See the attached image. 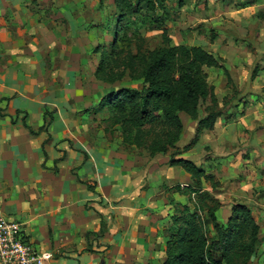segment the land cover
Segmentation results:
<instances>
[{"label": "crops", "instance_id": "1", "mask_svg": "<svg viewBox=\"0 0 264 264\" xmlns=\"http://www.w3.org/2000/svg\"><path fill=\"white\" fill-rule=\"evenodd\" d=\"M92 5L0 0V213L21 224L36 250L51 254L45 264H161L171 216L178 205H190L176 187L192 181L181 167L168 165L169 154L124 149L122 137L110 134L119 127L108 129L107 117L96 120L106 112L98 105L109 88L94 77L102 12L92 21ZM259 32L263 36V25ZM258 122L250 119L247 128ZM230 126L219 121L210 139L205 130L200 134L207 157H196L193 147L176 158L192 161L220 185L242 176L239 188L227 182L222 194L212 192L222 200L216 217L225 223L233 204H244L261 233L264 126L251 135L244 160L232 150L237 143ZM219 127L224 130L216 133ZM235 190L245 199L225 201Z\"/></svg>", "mask_w": 264, "mask_h": 264}, {"label": "trees", "instance_id": "2", "mask_svg": "<svg viewBox=\"0 0 264 264\" xmlns=\"http://www.w3.org/2000/svg\"><path fill=\"white\" fill-rule=\"evenodd\" d=\"M163 2L113 0V13L108 18L113 26L112 41L109 46L98 43L94 47L98 55L94 77L110 85L122 79L126 70L137 67L143 85L140 89L124 86L108 90L98 107L108 113V128L119 127L124 144L143 147L152 157L168 153V165L181 167L191 178L192 185L176 187L188 196L190 205H178L171 216L172 229L165 237V259L161 264H248L260 247V227L251 209L233 204L227 221H219L216 211L220 203L212 192L220 183L192 161L176 158L191 150L200 134L212 129L222 116L205 71L222 68L221 59L202 46L171 45L167 27L159 17L154 20L162 30V48L142 51L136 47L133 52L138 32L132 38L123 27L143 8L155 9L156 3L162 8ZM206 99L211 105L200 117L199 107ZM181 113L195 121L196 127L190 141L179 148L176 144L184 130ZM156 127L166 131L165 138L154 134ZM206 183L210 184L208 189H204Z\"/></svg>", "mask_w": 264, "mask_h": 264}, {"label": "rangeland", "instance_id": "3", "mask_svg": "<svg viewBox=\"0 0 264 264\" xmlns=\"http://www.w3.org/2000/svg\"><path fill=\"white\" fill-rule=\"evenodd\" d=\"M93 1L95 6L92 5V21L94 17L98 20L97 13L102 12L101 21L95 27L98 29L99 43L109 46L112 41L110 35L113 26L108 24V18L113 13V4H108V0ZM179 1L164 0L162 8L159 3L155 4V9L143 8L134 15L131 22L123 24V27H126L127 33L132 38L138 32L139 36L133 45V52L137 49L136 47H139L142 51L164 47L162 30L158 27V22L154 20L159 17L167 27V36L171 45L202 46L216 57H219L223 65L222 68H205L207 82L213 88L218 108L222 111V116L215 123L225 121L231 124L232 137L235 138L237 143H235L236 146L232 150L244 160L249 155L248 145L251 141L250 138L252 139L251 135H257L259 129L264 126V121L259 123L255 117L259 116V120H264V66L261 57L264 56V33L263 36L259 35L260 26H264V6L262 5L264 0H184L182 6H179ZM257 2L261 3L257 4ZM248 4H255V7L251 10L245 9ZM94 12L96 16H94ZM98 22L96 21V23ZM117 71L119 73L121 69ZM104 85L112 91L124 86L140 89L143 80L139 79V70L136 67L126 70L124 77L115 83ZM258 103L262 107L257 109L250 107ZM210 105L209 99L201 102L199 107L200 117L206 114ZM104 117H108L107 112L98 114L96 120L99 122ZM180 117L184 130L176 144L177 146L187 144L194 136L193 131L196 127V122L190 120L184 113H181ZM250 119L251 122L255 120L259 123L256 124L253 130L247 128ZM212 129L205 130V133L209 136L206 138H211L210 132H212ZM223 130V127H219L216 133H221ZM115 132V134H110L113 137H122L120 129ZM154 134L159 138H165L166 131L156 127ZM243 138L246 140H243ZM144 139L149 143V138L144 137ZM203 145L202 137L194 145L195 152H197L195 153L196 157L201 155L200 159L209 155L206 154L209 150L201 149ZM250 145V147H253L252 144ZM180 146L178 147L181 148ZM126 147L122 140V148L135 152V148ZM245 147L248 148L245 149ZM137 149L140 153L148 152L143 147ZM245 171L246 173L247 171L250 172L248 168ZM241 175H243V172H241ZM240 180H242V176L225 177L224 182L216 188H219V190L215 189L213 192L222 194L220 191L222 187H225V189L235 187L237 189ZM204 185L209 187L210 184L206 183ZM238 190H235L234 195L229 193V197L224 198V200L232 203L242 202L241 199L245 198ZM218 201L221 204L222 200L218 199ZM220 215L218 213V216ZM260 234L264 237V221L263 230ZM259 246L257 257L254 256L253 261L248 264H264V240L260 239Z\"/></svg>", "mask_w": 264, "mask_h": 264}, {"label": "built area", "instance_id": "4", "mask_svg": "<svg viewBox=\"0 0 264 264\" xmlns=\"http://www.w3.org/2000/svg\"><path fill=\"white\" fill-rule=\"evenodd\" d=\"M50 257L25 240L19 222L0 213V264H45Z\"/></svg>", "mask_w": 264, "mask_h": 264}]
</instances>
